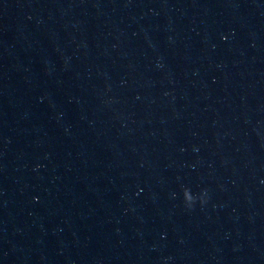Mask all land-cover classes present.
I'll return each mask as SVG.
<instances>
[{
  "label": "water",
  "instance_id": "95a60500",
  "mask_svg": "<svg viewBox=\"0 0 264 264\" xmlns=\"http://www.w3.org/2000/svg\"><path fill=\"white\" fill-rule=\"evenodd\" d=\"M0 264H264V0H0Z\"/></svg>",
  "mask_w": 264,
  "mask_h": 264
}]
</instances>
